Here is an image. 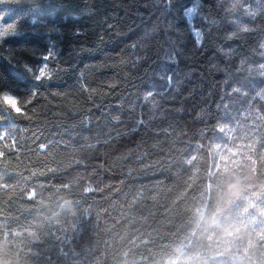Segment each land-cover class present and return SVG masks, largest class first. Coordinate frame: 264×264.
<instances>
[{
  "label": "trees",
  "instance_id": "trees-1",
  "mask_svg": "<svg viewBox=\"0 0 264 264\" xmlns=\"http://www.w3.org/2000/svg\"><path fill=\"white\" fill-rule=\"evenodd\" d=\"M167 2L0 0V264H170L234 177L264 235V0Z\"/></svg>",
  "mask_w": 264,
  "mask_h": 264
},
{
  "label": "clouds",
  "instance_id": "clouds-1",
  "mask_svg": "<svg viewBox=\"0 0 264 264\" xmlns=\"http://www.w3.org/2000/svg\"><path fill=\"white\" fill-rule=\"evenodd\" d=\"M238 187V177L226 182L224 189L217 193L216 212L199 232L196 246L192 250H178L170 264H208L207 255L247 250L255 240L264 239L260 233L254 235L245 222L222 216L235 198Z\"/></svg>",
  "mask_w": 264,
  "mask_h": 264
},
{
  "label": "snow or ice",
  "instance_id": "snow-or-ice-1",
  "mask_svg": "<svg viewBox=\"0 0 264 264\" xmlns=\"http://www.w3.org/2000/svg\"><path fill=\"white\" fill-rule=\"evenodd\" d=\"M167 3L169 6H171L172 0H168ZM177 3L180 4L181 7H183L181 0H177ZM195 11H196L195 6H192L191 8H188L186 10V14L190 18ZM241 31L247 32V31H250V29L243 28V29H241ZM231 35H236V33H231ZM195 36L197 37L196 42H197V45L199 46L201 43V39H200L201 32H200V30H195ZM45 59H48V57H45ZM260 67H261V69H264V65H261ZM44 75H45V71H44V69H41L40 74H39V76L36 77V79L39 80ZM0 100H2L3 103L6 104L12 110V112H14L17 116L23 115L24 110L20 106V100L17 96L12 95L8 92H5L2 95H0ZM5 135H6V133L0 134V140H3ZM13 143H14V141H13ZM41 147H43V146H41ZM2 156H3V152L0 151V157H2ZM85 191H91V189H85Z\"/></svg>",
  "mask_w": 264,
  "mask_h": 264
},
{
  "label": "rangeland",
  "instance_id": "rangeland-1",
  "mask_svg": "<svg viewBox=\"0 0 264 264\" xmlns=\"http://www.w3.org/2000/svg\"><path fill=\"white\" fill-rule=\"evenodd\" d=\"M187 15V14H186ZM193 15V14H192ZM192 17V16H191ZM191 17L189 18L188 16H187V18H188V20L190 19L191 20Z\"/></svg>",
  "mask_w": 264,
  "mask_h": 264
}]
</instances>
